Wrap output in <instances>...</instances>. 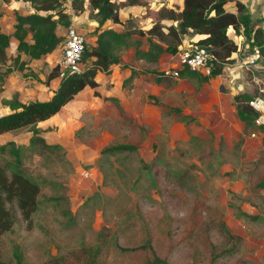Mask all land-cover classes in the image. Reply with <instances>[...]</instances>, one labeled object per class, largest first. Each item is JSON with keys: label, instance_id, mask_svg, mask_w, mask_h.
Returning <instances> with one entry per match:
<instances>
[{"label": "rangeland", "instance_id": "obj_1", "mask_svg": "<svg viewBox=\"0 0 264 264\" xmlns=\"http://www.w3.org/2000/svg\"><path fill=\"white\" fill-rule=\"evenodd\" d=\"M147 1L155 8L182 5V0ZM243 1L252 22L262 27L264 0ZM84 2L65 5L77 27L83 21L96 25ZM224 7L236 10L234 2ZM0 10V29L11 33L15 13L35 8L27 0H0ZM145 12L143 6L119 8L124 26L147 28L151 19ZM106 24L120 28L119 22ZM242 30H229L236 50L208 81L188 74L163 75L156 81L147 70L175 66L177 52L146 62L134 58L133 45L117 46L114 52L128 67L112 65L110 72H98L99 95L84 88L54 116L38 122L36 133L29 127L2 133L0 165L8 175L23 171L40 188L30 225L9 205L14 224L0 234L3 258L15 261L19 256L24 264H81L78 251L88 245L97 251L98 264H147L149 248L124 251L116 246L119 242L150 243L161 264H264V132L244 126L233 99L237 93L261 99L264 122V58L248 68L241 63L252 50ZM83 32L90 49L96 30ZM185 37L189 43L182 41L183 47L196 34ZM5 52L6 64L11 63L15 43L10 40ZM60 55V43L39 60L21 52L39 80L17 69L5 74L0 79V113L9 109L7 99L49 96L60 78L49 84L43 80ZM91 59L83 56L82 66ZM6 64L0 62V73ZM131 69L136 70L133 76ZM117 142L137 148L102 151ZM238 207L257 217L239 215ZM227 230L239 237L235 240ZM232 245L237 250L229 254L226 248ZM213 253L219 254L215 260Z\"/></svg>", "mask_w": 264, "mask_h": 264}, {"label": "trees", "instance_id": "obj_2", "mask_svg": "<svg viewBox=\"0 0 264 264\" xmlns=\"http://www.w3.org/2000/svg\"><path fill=\"white\" fill-rule=\"evenodd\" d=\"M27 1L31 3L35 11L25 14L16 12V22L11 33L0 29V62L6 64L5 49L11 37L18 40L17 53L12 57L11 63H7L3 72L0 73V79H3V76L13 69H17L23 72V76L39 80L38 74L30 68L26 60L21 59L20 53L23 52L32 59L41 58L52 52L61 41V36L56 32L58 23L66 26L70 23V18L64 11L63 0ZM88 2L93 17L98 21L99 28L109 19L112 22L121 23L119 8L124 5L143 6L146 11L145 16L150 18L151 22L145 29L141 26H124L121 30L114 27H103L96 31L94 43L90 49L86 48L83 54L84 57L90 56L91 62L83 68L82 72L64 74L47 98L22 101L13 97L5 100L4 103L9 109L0 113V135L23 127H29L36 133L38 122L54 116L86 86L94 88V94L99 95L100 92L97 89L99 82L95 79V75L97 71L108 73L112 64L121 63L120 56L114 52V49L120 45L131 44L134 47V58L155 62L164 52L175 54L186 35L196 34L197 37L193 40V44L206 47L215 55V58L210 60V73L205 74L183 66L179 69V76L188 74L201 81H208L211 77L220 74L223 62L236 50V43L228 33L230 29L240 30L242 28L243 33L249 38L251 49L257 46L264 58V29L252 22L251 12L243 0H182L180 8L166 4L155 8L151 7L147 0H88ZM228 2L235 3V11L224 7V4ZM72 6H77L76 0H72ZM2 13L0 10V16ZM163 19H168L170 22L164 23ZM29 34L32 41L27 39ZM134 35L138 38H134ZM142 35H146V48L141 46L143 40L139 36ZM121 65L128 67L125 62ZM147 71L155 73L156 81L162 79L163 70L160 72ZM58 72V65L55 64L47 72L43 82L49 84L52 78L58 76ZM135 74L136 70L131 69L130 76ZM253 98L254 96L248 93L235 94L233 99L237 103L236 113L246 128L256 126L264 132V122L256 123L259 111L249 103ZM136 148L137 145L134 143L117 142L103 147L102 151H133ZM13 153L17 156L18 150L13 149ZM260 185L264 186V180ZM39 191L38 183L23 171L17 169L8 175L0 165V234L11 229L14 224V214L9 205L17 207L23 220L28 225L31 224L32 214L37 207ZM237 213L248 218L257 217L256 214H251L240 207L237 208ZM227 232L235 240L239 237L228 230ZM116 246L124 251H135L147 247L151 250L147 264L163 262L150 243L122 246L116 242ZM226 249L229 254L237 250L233 245ZM78 253L81 264H98L97 251L91 246L83 245ZM218 255V253H213L211 259L215 260ZM0 264L24 263L19 256H15V261L6 260L0 252Z\"/></svg>", "mask_w": 264, "mask_h": 264}, {"label": "built area", "instance_id": "obj_3", "mask_svg": "<svg viewBox=\"0 0 264 264\" xmlns=\"http://www.w3.org/2000/svg\"><path fill=\"white\" fill-rule=\"evenodd\" d=\"M70 5V0L64 1L63 5ZM262 27L264 29V17ZM87 43V37L84 32L77 27L76 24L70 22L64 31V37L60 41L61 55L56 60L58 65V77H62L67 73H80L83 70L82 58ZM262 57L259 48L253 46L250 53L242 58V64L247 68L250 65L255 64ZM215 58V55L206 47H199L190 43L187 46H182L177 51V64L172 67L163 69V75H169L173 78L179 77V69L183 66H187L191 70H199L205 74H209L211 70L210 60ZM249 103L254 106L258 111L259 107L263 106V101L259 98H253ZM263 116V115H261ZM260 117L256 119L257 123H260Z\"/></svg>", "mask_w": 264, "mask_h": 264}, {"label": "crops", "instance_id": "obj_4", "mask_svg": "<svg viewBox=\"0 0 264 264\" xmlns=\"http://www.w3.org/2000/svg\"><path fill=\"white\" fill-rule=\"evenodd\" d=\"M87 1V2H86ZM85 4H89V2H88V0H85V2H84V5ZM85 8V7H84ZM84 13L86 14V11H84ZM121 18V17H120ZM95 19V18H94ZM121 20H122V18H121ZM95 21V23H96V25L95 24H90V22H87V21H83L82 22V26L83 27H79V29L80 30H82V31H85L86 33H87V31H99L101 28H103V27H114L115 29H118V30H121L123 27H124V25L122 24V22L119 24L120 25V28L118 27V26H114V25H110V24H106L108 21H112V20H106L105 21V24L104 25H102V27H98V21L95 19L94 20ZM16 22V19H15V21H14V23ZM93 23V22H92ZM59 24V23H58ZM66 27V25H64V24H62L60 27H59V25H57V27H56V32H57V34H59L60 33V31H63L64 30V28ZM99 28V29H98ZM59 29V30H58ZM92 37H93V39H92V43H94V41H95V38H96V32H94V34L92 35ZM196 37H197V35H196ZM196 37L194 38V39H196ZM135 38H138V36L137 37H135ZM28 41H32V39H31V37H30V35L28 36ZM193 39V40H194ZM11 41L12 42H14L15 43V45H17V42H18V40L16 39V38H14V37H11ZM183 41L185 42H187V43H189V39L187 38V37H184V39H183ZM182 44V43H181ZM181 44H180V47H181ZM142 45H146L144 48H146L147 47V43H146V39L145 40H143V44ZM189 45V44H188ZM185 46H187V45H185ZM56 49V48H55ZM54 49V50H55ZM134 52V47H133V49H132V53ZM166 52H164V53H162L161 55H163V54H165ZM49 54V53H48ZM47 55V54H46ZM45 55V56H46ZM134 56V55H133ZM28 58H29V56H27ZM44 57V56H43ZM21 58H23V56H21ZM42 58V57H41ZM40 58H32V60H39ZM120 60H121V58H120ZM142 60V59H141ZM28 64V63H27ZM119 64H121V63H117V64H112V65H119ZM111 65V66H112ZM111 66H110V68H111ZM31 67V66H30ZM52 68V67H51ZM50 68V69H51ZM49 69V70H50ZM48 70V71H49ZM98 72H100V71H97V73ZM103 72V71H102ZM97 73H96V75H97ZM105 73V72H104ZM47 74V73H46ZM95 79L97 80V78H96V76H95ZM47 86H49V85H47ZM86 87H90V86H86ZM85 87V88H86ZM56 88V87H55ZM91 88V87H90ZM47 97H49V96H47ZM46 97V98H47ZM32 99H35V98H32Z\"/></svg>", "mask_w": 264, "mask_h": 264}, {"label": "clouds", "instance_id": "obj_5", "mask_svg": "<svg viewBox=\"0 0 264 264\" xmlns=\"http://www.w3.org/2000/svg\"><path fill=\"white\" fill-rule=\"evenodd\" d=\"M263 28V27H262ZM182 47V46H181ZM60 78V77H59ZM178 78V77H177Z\"/></svg>", "mask_w": 264, "mask_h": 264}]
</instances>
